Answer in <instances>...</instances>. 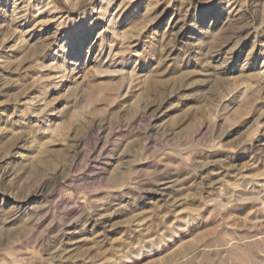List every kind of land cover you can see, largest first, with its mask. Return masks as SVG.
Instances as JSON below:
<instances>
[{"label":"rangeland","instance_id":"1","mask_svg":"<svg viewBox=\"0 0 264 264\" xmlns=\"http://www.w3.org/2000/svg\"><path fill=\"white\" fill-rule=\"evenodd\" d=\"M0 264H264V0H0Z\"/></svg>","mask_w":264,"mask_h":264},{"label":"bare ground","instance_id":"2","mask_svg":"<svg viewBox=\"0 0 264 264\" xmlns=\"http://www.w3.org/2000/svg\"><path fill=\"white\" fill-rule=\"evenodd\" d=\"M87 15H89V14H87Z\"/></svg>","mask_w":264,"mask_h":264}]
</instances>
